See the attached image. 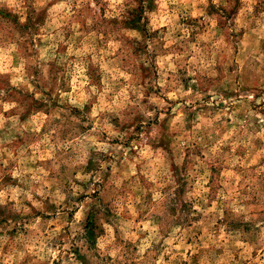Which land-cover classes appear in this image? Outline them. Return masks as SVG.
<instances>
[{
    "label": "clouds",
    "instance_id": "obj_1",
    "mask_svg": "<svg viewBox=\"0 0 264 264\" xmlns=\"http://www.w3.org/2000/svg\"><path fill=\"white\" fill-rule=\"evenodd\" d=\"M174 262L264 264V0H0V264Z\"/></svg>",
    "mask_w": 264,
    "mask_h": 264
},
{
    "label": "rangeland",
    "instance_id": "obj_2",
    "mask_svg": "<svg viewBox=\"0 0 264 264\" xmlns=\"http://www.w3.org/2000/svg\"><path fill=\"white\" fill-rule=\"evenodd\" d=\"M13 98H15V97H13ZM28 101L31 102V106H32L33 108H35L37 111H39L41 108H43V105L41 104V102H39V101H35L34 98H32V97H29V98H28ZM5 115H7V113H5ZM24 118H25V117L22 116V117H21V120L23 121ZM188 242L191 243V239H189ZM255 255H256V253H253V256H255ZM166 259H167V258H166ZM174 264H178V262H174ZM185 264H186V262H185Z\"/></svg>",
    "mask_w": 264,
    "mask_h": 264
}]
</instances>
